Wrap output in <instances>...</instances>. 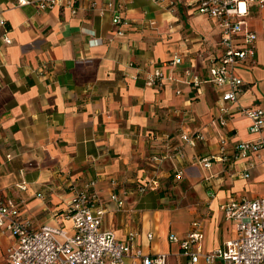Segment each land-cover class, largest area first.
Masks as SVG:
<instances>
[{
	"label": "crops",
	"instance_id": "obj_1",
	"mask_svg": "<svg viewBox=\"0 0 264 264\" xmlns=\"http://www.w3.org/2000/svg\"><path fill=\"white\" fill-rule=\"evenodd\" d=\"M187 2L96 0L98 15L86 1L71 13L0 0V193L18 201L31 227L70 232L68 189L91 180L102 230L121 241L132 233L141 254L165 253L178 264L184 257L168 234L182 237L196 221L202 237L193 249L207 252L234 236L220 203L264 196L262 152L231 150L254 137L238 106L264 109V32L257 17L246 21L256 61L236 70L244 82L237 100L221 102V91L203 82L220 53L219 29ZM114 10L126 22L120 36ZM154 70L161 79L147 85ZM186 71L200 82L191 85ZM220 139L222 159L202 165ZM153 176L158 187L139 192ZM162 189L178 192L167 207ZM14 242L0 232V264Z\"/></svg>",
	"mask_w": 264,
	"mask_h": 264
},
{
	"label": "built area",
	"instance_id": "obj_2",
	"mask_svg": "<svg viewBox=\"0 0 264 264\" xmlns=\"http://www.w3.org/2000/svg\"><path fill=\"white\" fill-rule=\"evenodd\" d=\"M86 1L89 10L103 14V7L96 6V0H15L16 6L33 4L39 11H49L66 7L71 13L75 5ZM110 7L108 2L105 4ZM187 5L216 23L219 29V55L212 59L203 82L219 89L220 101L233 103L243 90L244 82L236 75L238 68H249L255 63L256 33L247 25V20L257 17L264 32V0H188ZM110 22L116 27L115 34L122 35L121 27L126 24L118 11H112ZM2 24V21L0 22ZM5 42H9L7 38ZM264 53V45L262 47ZM179 58L169 63L177 64ZM188 82L195 86L199 77L186 71ZM161 79V73L154 70L146 78V84ZM222 111L224 108L219 106ZM238 113L249 124L247 132L254 137L238 141L231 146L236 156L243 157L248 152L261 151L264 155V109L256 106H238ZM220 124H224L222 118ZM196 137H199L197 135ZM225 140L218 142V154L200 158L202 165L211 160L222 159ZM181 171L175 173L179 177ZM243 177L247 174L243 173ZM158 187L156 177H150L138 188L139 192ZM66 201L64 217L70 222V232L64 228L41 225L31 227L19 212V203L0 193V232L10 234L15 242L4 252V264H167L165 253L141 254L133 243V235L126 241L118 240L110 231L100 228L104 209L101 206L93 181H86L77 187L71 186ZM114 198V196H113ZM120 206V201H117ZM223 218L234 226V236L221 245L200 253L193 247L201 240V232L196 221L182 237L173 233L167 240L175 243L184 257L182 263L198 264H264V196L240 197L218 205ZM149 238V235H147ZM129 260V262H128Z\"/></svg>",
	"mask_w": 264,
	"mask_h": 264
},
{
	"label": "rangeland",
	"instance_id": "obj_3",
	"mask_svg": "<svg viewBox=\"0 0 264 264\" xmlns=\"http://www.w3.org/2000/svg\"><path fill=\"white\" fill-rule=\"evenodd\" d=\"M161 191H162V193L165 192V194L160 193V197H161V196L168 197V199H165V200H164L165 202H163V206H164V207H167V205H168L169 203H172V201H171L172 198H174L175 196H178V192H177V191H175L174 194L168 195L167 191L170 192L171 189H167V190H166V189H162ZM156 195H157V194H156ZM158 195H159V194H158ZM174 199H175V198H174Z\"/></svg>",
	"mask_w": 264,
	"mask_h": 264
}]
</instances>
